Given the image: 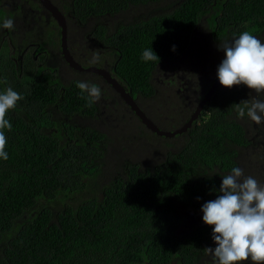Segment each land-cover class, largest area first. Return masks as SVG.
<instances>
[{"label": "trees", "instance_id": "obj_1", "mask_svg": "<svg viewBox=\"0 0 264 264\" xmlns=\"http://www.w3.org/2000/svg\"><path fill=\"white\" fill-rule=\"evenodd\" d=\"M50 1L72 58L107 69L163 131L184 124L217 78L218 45L246 30L264 42V0ZM5 18L15 28H0V92L23 99L6 113L0 264H215L201 205L233 167L264 184V124L237 114L264 93L219 83L186 131L158 134L100 74L69 66L39 0H0ZM195 36L213 59L200 55L184 93L157 74L193 53ZM150 48L159 61L142 59ZM80 81L101 88L98 102L89 105Z\"/></svg>", "mask_w": 264, "mask_h": 264}, {"label": "clouds", "instance_id": "obj_2", "mask_svg": "<svg viewBox=\"0 0 264 264\" xmlns=\"http://www.w3.org/2000/svg\"><path fill=\"white\" fill-rule=\"evenodd\" d=\"M67 24V23H66ZM0 28L13 30L12 18H5ZM224 57L217 66L216 77L226 88L244 85L256 94L264 93V42L249 31H243L231 44L218 45ZM142 59L159 61L152 48L145 49ZM99 56L89 63H96ZM81 93H87L89 105L98 102L101 88L88 81L77 82ZM23 96L7 87L0 92V159L7 160L5 129L12 125L6 113L14 109ZM239 118L247 115L257 125L264 124V99H253L238 107ZM219 195L201 205L202 220L212 227L211 237L215 247H205L214 257L215 264H236L251 260L252 264H264V184L254 176L244 175L240 167H233L230 174L222 176ZM197 199H200L197 197Z\"/></svg>", "mask_w": 264, "mask_h": 264}, {"label": "water", "instance_id": "obj_3", "mask_svg": "<svg viewBox=\"0 0 264 264\" xmlns=\"http://www.w3.org/2000/svg\"><path fill=\"white\" fill-rule=\"evenodd\" d=\"M41 4L51 13L53 18L56 20L58 26L60 27V47L61 52L66 60V62L74 69L91 71L100 74L107 83H109L114 90H116L124 102L135 112V114L140 118L141 122L146 125L150 130L157 132L158 134H163L166 136H174L175 134L182 133L186 131L192 124V122L197 119L200 111L202 110L205 102L209 99L211 94L215 91L216 87L219 84L218 79L216 78L212 84L209 86L208 90L204 93L203 98L197 103L194 111L190 114L188 120L182 124L180 127L174 129L173 131H163L160 130L139 108V106L134 101L133 97L125 90V88L118 82V80L110 74V72L105 68H100L96 66L82 67L78 64L69 53L67 48V24L64 15L58 9V7L53 4L50 0H39Z\"/></svg>", "mask_w": 264, "mask_h": 264}, {"label": "rangeland", "instance_id": "obj_4", "mask_svg": "<svg viewBox=\"0 0 264 264\" xmlns=\"http://www.w3.org/2000/svg\"><path fill=\"white\" fill-rule=\"evenodd\" d=\"M191 48H192L191 51H193V53L186 52L185 55L181 57V60L178 63L174 62L173 64H168L166 67H164V69H161L157 74L158 79L163 78V80H173L174 81L173 87L179 85L184 93L193 92V90L190 87L189 77L187 75L192 74L198 77L196 73H193L191 71L190 67H194L196 65L195 62L197 61V59L200 58V55H202V53L203 55L205 54L204 58L209 61L213 59L212 57L206 55L205 52L206 46L200 45V39L197 38V36H195L194 44L191 46ZM191 57L194 58L193 62ZM200 67L202 69H200L199 71L203 72L204 71L203 67L202 66ZM183 70L186 71L185 73L186 75H182ZM182 84H184V87L182 86ZM193 85L194 84H192V86ZM260 145L261 143H259L257 147H259ZM193 219L194 218L191 216V214L187 215V220L185 221V225L189 226L191 220Z\"/></svg>", "mask_w": 264, "mask_h": 264}]
</instances>
